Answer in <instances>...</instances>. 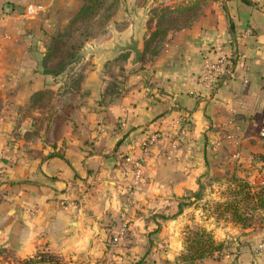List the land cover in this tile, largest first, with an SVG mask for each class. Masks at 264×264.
<instances>
[{
    "label": "crops",
    "instance_id": "obj_1",
    "mask_svg": "<svg viewBox=\"0 0 264 264\" xmlns=\"http://www.w3.org/2000/svg\"><path fill=\"white\" fill-rule=\"evenodd\" d=\"M78 5L0 0V246L18 259L44 249L66 264H176L185 225L198 214L193 205L214 198L207 189L264 181V0H120L107 38L84 44L63 76L46 75L47 41ZM181 6L195 11L187 25L167 32L158 53L142 50L134 69L130 53L94 54L130 32L146 40L162 12ZM217 49L244 56V83L225 78L211 90L196 83ZM150 134L158 138L136 205L122 209L130 183L124 158H136ZM180 202L187 204L178 215L160 218ZM122 223L126 237L114 250L108 233ZM206 231L216 240L237 235L233 264H264V224L215 223Z\"/></svg>",
    "mask_w": 264,
    "mask_h": 264
},
{
    "label": "rangeland",
    "instance_id": "obj_2",
    "mask_svg": "<svg viewBox=\"0 0 264 264\" xmlns=\"http://www.w3.org/2000/svg\"><path fill=\"white\" fill-rule=\"evenodd\" d=\"M120 4V0H79V5L76 9V12L69 13L68 18L65 22L56 27L54 31L51 33L50 38L47 41L46 45V53L44 56L45 66L52 71H58L62 67L66 66L71 61L78 62L81 57L80 50L83 48L84 44L102 42V40L106 39L108 36L107 26L111 22L112 17H114L116 11H118ZM195 13L194 9H186L183 6L174 9L172 12H163L161 13L162 20L156 25L158 30H156L152 36H149L146 40L140 41L141 49L144 50L146 55L156 54L162 47V43L164 41V36L167 32L173 31L176 29L183 28L187 25L188 20ZM116 28H122L120 23L115 26ZM139 35V33H138ZM110 39L109 42H111ZM140 40V39H139ZM115 41V40H114ZM120 40H117L119 42ZM111 44V43H110ZM78 51V52H77ZM128 55V53H123ZM125 55L120 56L119 58L113 60V70L112 73L115 75L118 72H115L117 68H119L122 63L125 61ZM140 60V59H139ZM139 63V62H138ZM136 67H132L133 69ZM71 68L68 67L67 70ZM131 68V69H132ZM77 79L74 80L73 85H75ZM70 84L69 86H71ZM50 98V97H48ZM213 174L209 177L212 178ZM234 185L232 184H218L212 185V188L207 189V192L210 190V194H214V198H209V202L197 203L194 204L193 207L198 209L197 217L193 219H188L189 224L185 225V231L183 235V246L184 240L187 237L188 230H193L195 228H202L206 231V227L211 224H232L225 216H220L217 213V204L224 201L226 199L225 192L232 188ZM260 187L264 186V181L259 185ZM254 189V186H251ZM252 189V190H253ZM251 190V191H252ZM123 195V201H121L123 208L122 209H130L136 205V200L134 199L135 195H130L127 191ZM130 195V196H129ZM218 197V198H217ZM183 206L187 203L180 202ZM250 203V199H245L243 204H246L248 207ZM194 209V210H195ZM136 211V209H133ZM193 210V209H192ZM124 214L127 212L123 211ZM262 211L254 212V217L252 221L254 222V226L260 225ZM264 214V213H263ZM192 215V213H190ZM162 216V215H161ZM188 218L190 216H187ZM159 218V217H157ZM161 220V219H160ZM194 220V221H193ZM198 220V221H195ZM123 222V221H122ZM201 222V223H200ZM200 223V224H199ZM264 224V223H261ZM127 223H122L119 225L117 230L113 233H108V242L112 249L120 250L121 244L126 237L127 233ZM206 225V227L204 226ZM121 229H123L122 235L120 239L115 243L113 242V237L117 234ZM208 232V231H207ZM220 232H223L222 230ZM210 233V232H209ZM212 236V233H210ZM237 236V235H236ZM234 236V237H236ZM234 237L231 234H227L220 240L214 239L215 242L219 243L223 247V254L221 258H225L226 260L230 259V254L234 253L237 256L239 251V244L234 240ZM213 238V237H212ZM2 247V246H1ZM164 250V249H163ZM35 253V252H34ZM52 254V253H51ZM34 255V254H33ZM32 255V256H33ZM52 258L57 264H66L60 261L59 257L52 254ZM3 257H8L9 262L11 264H24V259H18L14 256L13 252L10 249L5 248V252ZM34 264H36L37 260ZM129 264H140V262L129 263ZM229 264V263H228Z\"/></svg>",
    "mask_w": 264,
    "mask_h": 264
},
{
    "label": "trees",
    "instance_id": "obj_3",
    "mask_svg": "<svg viewBox=\"0 0 264 264\" xmlns=\"http://www.w3.org/2000/svg\"><path fill=\"white\" fill-rule=\"evenodd\" d=\"M73 65H75V62L71 61L60 70L52 71L45 66L44 62L43 73L51 77L63 76L67 73V68ZM232 185L234 186L225 192L226 199L217 204L218 215L225 216L232 224L243 227H253L254 222L252 219L255 216L254 212L262 211L260 220L261 223H264V186H254L253 189L247 183L238 180L234 181ZM123 195L121 196V201H123ZM248 198L250 199V203L248 207H244L247 205L243 204V202ZM176 207L177 211L175 214L171 216L163 215L160 218L163 220L178 215L182 204L178 203ZM4 252L5 248L0 246V264H11L8 257H3ZM222 255H224L222 245L215 242L209 232L202 228H195L193 230H188L187 237L184 240L183 251L178 256L176 264H198V262L204 258L212 256L221 258ZM52 256L51 253L44 249H36L34 255L24 259L23 262L24 264H34V259L37 260L36 264H57ZM234 261L235 254L231 253L229 264H233Z\"/></svg>",
    "mask_w": 264,
    "mask_h": 264
},
{
    "label": "built area",
    "instance_id": "obj_4",
    "mask_svg": "<svg viewBox=\"0 0 264 264\" xmlns=\"http://www.w3.org/2000/svg\"><path fill=\"white\" fill-rule=\"evenodd\" d=\"M41 10V6H35L36 12ZM217 52L219 53V56H217L214 61L205 62L202 65L200 73L196 78V83L208 88L209 90L213 89L222 79L225 78L230 81L235 78H240V80L244 83L245 79L243 76L247 70L244 56L237 51L224 54L221 49H217ZM180 125L181 123L178 119L173 121L174 130L178 129ZM157 138V134L147 135L138 142V156L136 158H124V163L126 164L127 171L130 176V183L127 187V191L130 195H135L139 188L142 181L145 158L149 154V151ZM231 138L232 137L230 135L225 136L226 140H230ZM260 138L264 142V131L260 132ZM172 149H174V146H172ZM122 232L123 229L114 235L112 239L113 242L116 243L120 239Z\"/></svg>",
    "mask_w": 264,
    "mask_h": 264
},
{
    "label": "water",
    "instance_id": "obj_5",
    "mask_svg": "<svg viewBox=\"0 0 264 264\" xmlns=\"http://www.w3.org/2000/svg\"><path fill=\"white\" fill-rule=\"evenodd\" d=\"M111 47L94 51L96 55L108 54L110 57H115L118 54L130 53V58L127 61V68L131 69L138 64L142 54L138 32H130V34L121 39L119 42L111 40Z\"/></svg>",
    "mask_w": 264,
    "mask_h": 264
}]
</instances>
